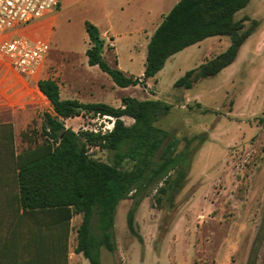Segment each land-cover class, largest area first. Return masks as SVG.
I'll use <instances>...</instances> for the list:
<instances>
[{
	"label": "rangeland",
	"instance_id": "obj_1",
	"mask_svg": "<svg viewBox=\"0 0 264 264\" xmlns=\"http://www.w3.org/2000/svg\"><path fill=\"white\" fill-rule=\"evenodd\" d=\"M68 16L64 13L56 27L57 49L69 34L80 40L78 30L68 28ZM246 17L259 22L246 52L224 74L191 90L177 89L174 82L205 58L225 52L229 38L207 39L168 62L145 88L127 89L115 86L98 67L89 68L81 57L60 55L48 43L50 54L41 78L57 82L62 100L115 108L122 106L126 96L163 100L173 108L156 126L179 140L178 151L184 149L186 138L208 134L206 143L193 146L196 151L179 195L173 197L168 191L163 196L154 190L137 207L138 199L129 196L115 208L113 227L107 231L95 217V254L101 264H264V125L260 122L264 117V0H252L235 15L236 20ZM83 113L64 121L66 128L82 132ZM51 114L50 102L42 99L25 110L0 112V166L11 150L10 127L14 150L20 152L45 139L46 116ZM123 121L133 124L129 118ZM92 155L112 163L107 152L95 150ZM122 169L129 167L122 165ZM131 210L138 236L127 226ZM81 223V215L72 220L69 264H90L74 253ZM104 233L111 237L113 252L105 246Z\"/></svg>",
	"mask_w": 264,
	"mask_h": 264
},
{
	"label": "trees",
	"instance_id": "obj_2",
	"mask_svg": "<svg viewBox=\"0 0 264 264\" xmlns=\"http://www.w3.org/2000/svg\"><path fill=\"white\" fill-rule=\"evenodd\" d=\"M251 1L181 0L151 38L141 78L129 77L108 64L98 28L86 22L88 65L98 67L118 88H145L174 55L208 38H229L225 52L186 72L174 84L177 89L191 90L232 65L255 33L258 21L249 17L235 19ZM38 87L53 108V114L46 116L45 139L16 152L10 127L11 150L3 156L0 166V264H69L71 224L77 215L82 216V223L74 253L83 255L90 264H101L95 254V217L107 231L113 227L111 215L121 200L129 196L138 199L137 207L139 200L154 190L163 196L168 191L173 197L179 195L196 151L193 146L206 143L208 134L186 138L184 149L178 151L179 140L156 126L173 108L163 100L126 96L119 108L103 103L82 105L62 100L54 80L40 81ZM79 107L116 118L113 132L102 137L67 129L64 121L82 114L77 111ZM124 117L131 118L133 124L127 126ZM260 122L264 125V117ZM88 148L111 154L112 163L88 155ZM122 165L129 170H123ZM127 226L138 236L133 210L128 213ZM103 236L107 250L113 252L110 235Z\"/></svg>",
	"mask_w": 264,
	"mask_h": 264
},
{
	"label": "crops",
	"instance_id": "obj_3",
	"mask_svg": "<svg viewBox=\"0 0 264 264\" xmlns=\"http://www.w3.org/2000/svg\"><path fill=\"white\" fill-rule=\"evenodd\" d=\"M180 1L181 0H59V5L55 11L49 13L40 20L20 28L16 32L30 40H43L49 43L50 46L56 48V27L61 21V16L64 13H68L69 20L67 26L68 28H76L78 30L80 40L74 38V34L67 35L63 39V44L58 49L56 48V51L60 55L70 54L72 56H79L88 65L86 52L90 44L86 31V22H90L98 28L101 39L105 42L104 58L108 64L118 68L129 77L141 78L145 71L147 49L151 38L163 22L164 17L168 15ZM250 38L241 48L235 62L224 69L219 74L220 76L224 74L226 70L234 66L243 52H246ZM203 42L174 55L166 64L186 50L195 46L199 47ZM49 54L50 50L36 78L22 76L4 60H0V112L12 111L15 113L18 110H25L38 104L40 99L48 103L49 100H47L40 91L38 83L43 80H49L41 78ZM207 60L208 58H205L203 63ZM165 66L158 75L163 72ZM89 68L93 69L94 67L89 66ZM0 190H2L1 187Z\"/></svg>",
	"mask_w": 264,
	"mask_h": 264
},
{
	"label": "built area",
	"instance_id": "obj_4",
	"mask_svg": "<svg viewBox=\"0 0 264 264\" xmlns=\"http://www.w3.org/2000/svg\"><path fill=\"white\" fill-rule=\"evenodd\" d=\"M59 0H0V60H4L20 75L36 78L50 50L43 40H30L18 34L20 28L55 11ZM10 35V36H9ZM82 132L102 137L111 134L116 118L84 112ZM95 148H88L92 155Z\"/></svg>",
	"mask_w": 264,
	"mask_h": 264
},
{
	"label": "water",
	"instance_id": "obj_5",
	"mask_svg": "<svg viewBox=\"0 0 264 264\" xmlns=\"http://www.w3.org/2000/svg\"><path fill=\"white\" fill-rule=\"evenodd\" d=\"M77 111H79V112H85L82 107L77 108Z\"/></svg>",
	"mask_w": 264,
	"mask_h": 264
}]
</instances>
